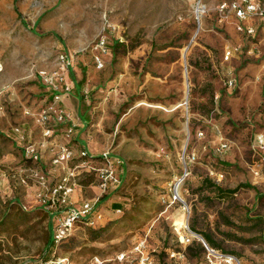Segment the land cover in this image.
<instances>
[{"label":"rangeland","instance_id":"obj_1","mask_svg":"<svg viewBox=\"0 0 264 264\" xmlns=\"http://www.w3.org/2000/svg\"><path fill=\"white\" fill-rule=\"evenodd\" d=\"M229 1L202 0L198 20L197 0H0V264L54 252L73 264H202L204 238L193 231L181 243L185 226L264 264V151L254 147L264 136V22L239 32L218 9ZM60 54L76 108L67 110L92 152L123 161V183L104 195L100 223H75L47 251L55 217L40 197L64 169L38 120L51 96L37 73L62 71ZM206 178L234 192L217 196ZM82 179L79 203L98 195Z\"/></svg>","mask_w":264,"mask_h":264},{"label":"built area","instance_id":"obj_2","mask_svg":"<svg viewBox=\"0 0 264 264\" xmlns=\"http://www.w3.org/2000/svg\"><path fill=\"white\" fill-rule=\"evenodd\" d=\"M220 12H229L237 19V30L239 32L252 35L255 27L253 21L259 19L264 22V0H231L228 3L222 2L218 7ZM196 17L205 12V5L202 0L196 2ZM105 45V40H101L98 44L101 48ZM237 48H226L225 54L231 56ZM66 55L60 54L58 62L61 63V70L47 71L40 70L37 75L40 80L52 90V95L45 107L39 114L38 120L43 125V136L51 140L56 133H61L63 142L57 146V150L52 158V164L55 166H63L64 172L58 180L51 183L46 193L41 195L40 202L47 209L59 211L62 208L61 215L54 216V224L52 225L53 246L56 248L64 239L72 232L75 223H83L87 226L95 227L101 222L103 214L98 208L100 199L113 188L121 183V173L123 171V161L114 157L109 150H103L99 154H94L86 148L77 146L75 142V134L78 129V122L68 112L67 108L62 104L64 94L69 93L70 86L65 79V68L68 67ZM99 66L102 63L98 59ZM226 144H222L225 147ZM254 147L264 151V136L256 135L254 138ZM25 153L31 155L35 160L39 158V150L34 144L25 146ZM92 177V184L98 189V195L93 199L83 200L78 204L69 201V196L74 188L79 184L80 178ZM184 177V176H183ZM179 178L171 189L173 199H177L176 190L179 183L183 179ZM52 211V210H51ZM120 211V209H116ZM53 217V218H54ZM188 229L184 235H181V243H189L196 233ZM204 247V262L202 264H251L242 260L231 253L224 252L221 249L214 248L200 239ZM142 245L139 244L137 249L140 251ZM123 258V254L119 259ZM143 260H147L144 258ZM96 264H102L98 257L94 258ZM36 264H73L66 256H56L55 252L50 258H41Z\"/></svg>","mask_w":264,"mask_h":264},{"label":"trees","instance_id":"obj_3","mask_svg":"<svg viewBox=\"0 0 264 264\" xmlns=\"http://www.w3.org/2000/svg\"><path fill=\"white\" fill-rule=\"evenodd\" d=\"M114 44H115V46H117L120 43L119 42H116ZM69 72H70V76H71L72 80L76 83V86H77V88L79 90V85H80V83H81L82 80L76 81L75 80V76H74V72L71 71V70ZM51 95H52V90L50 89V96ZM93 182H94V179L92 177H89V178L87 177V178H83L82 180H80V184H85V183L88 184V183H93ZM122 183H123V176H121V183L117 187H115L111 191H109L108 193H110V192H112V191L117 190L118 188H120L121 185H122ZM205 183L208 184V185H210L211 187H213L215 189V193L217 194V196H225L226 194H231V193L234 192V190H227V189L220 188L219 186H217V184L215 182H212L210 179H207V178L204 180V183L203 184H205ZM103 198L100 200V202L101 201L102 202L106 201L105 197H103ZM100 202L98 203V208H100ZM119 206H120V204L118 202H113L111 204V208H114V209H116V208L117 209H120ZM42 209L44 210V213L47 214L48 217H51L52 216L51 218H53L57 213H59V211H56L55 212V211H51V210H45V208H42ZM24 213L25 214H29V212H24ZM88 227L91 228L90 226H88ZM94 229H96V228H94ZM191 229H192V231H194L196 233H200L203 236L204 240L209 245H211L212 247H214V248H218L219 247V245L213 240V238L211 237V235H209L207 233H202V232L196 230V228L194 226H192ZM92 232L96 233L95 230H92ZM47 235L48 236H47L46 244H47V251H48V249H52L54 247L53 246V239H52V222H50V221L47 223ZM199 247H200V250H202L204 252V247H203L202 243H199ZM189 249H191V248H189ZM43 259H47L46 256H44Z\"/></svg>","mask_w":264,"mask_h":264},{"label":"crops","instance_id":"obj_4","mask_svg":"<svg viewBox=\"0 0 264 264\" xmlns=\"http://www.w3.org/2000/svg\"><path fill=\"white\" fill-rule=\"evenodd\" d=\"M62 104L66 108H68L71 112H73V111L76 110L75 104H74L73 100L67 94L63 96V98H62ZM83 131L84 130L82 128H78L77 129L76 134L74 136L75 137V142H76L77 146L86 148L88 151L92 152L90 150L88 144L86 143V141L81 136V134H83ZM61 142H63V137H62V134L58 132V133H56L55 137L50 140V144H51L50 147L52 146L54 149L56 148V150H57V146L60 145ZM92 153L99 154L100 152H92ZM122 173H123V171H122ZM122 173H121V176H122ZM79 187L76 186L74 188L73 192L70 195V199L73 202H78L79 199L81 198V192H80V188ZM103 208H104L103 210H105V214H106V206L104 205Z\"/></svg>","mask_w":264,"mask_h":264}]
</instances>
